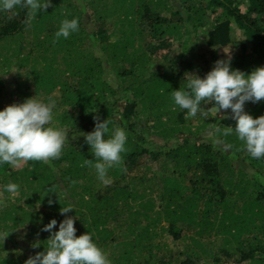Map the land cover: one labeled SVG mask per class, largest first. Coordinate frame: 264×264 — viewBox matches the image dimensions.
<instances>
[{
    "label": "trees",
    "instance_id": "obj_1",
    "mask_svg": "<svg viewBox=\"0 0 264 264\" xmlns=\"http://www.w3.org/2000/svg\"><path fill=\"white\" fill-rule=\"evenodd\" d=\"M65 17L78 31L57 38ZM167 37L177 58L159 51ZM224 47L232 68L264 65V0H51L35 14L21 0L0 11V108L51 96L50 126L67 137L58 158L0 164V230H13L0 239V264L44 251L43 225L55 218L58 230L66 215L111 264H264V157L229 131L230 109L202 101L186 117L171 99L186 72L203 77ZM244 110L264 114V98ZM107 118L127 139L105 185L84 163L94 156L81 134Z\"/></svg>",
    "mask_w": 264,
    "mask_h": 264
},
{
    "label": "clouds",
    "instance_id": "obj_2",
    "mask_svg": "<svg viewBox=\"0 0 264 264\" xmlns=\"http://www.w3.org/2000/svg\"><path fill=\"white\" fill-rule=\"evenodd\" d=\"M50 3L51 0H23V6L34 14L44 11ZM19 4L21 0H0V11L13 10ZM78 28L77 18L65 17L60 21L55 37L68 38ZM262 98L264 65L245 73L232 68L230 58L214 61L213 67L203 77L186 72L183 85L171 90L173 104L186 110V117H195L202 107V101H211L217 111L230 109L236 123L234 128L230 126L229 131H234L238 139L244 142L247 152L257 159L264 157V114L253 117L244 110V103ZM55 105L56 101L51 96L45 100L35 95L0 108V164L13 166L20 160L42 161L61 155L67 137L64 129L50 126ZM200 115L206 116V113L200 112ZM81 135L94 156V159L86 158L84 163L94 167L101 183L110 184L108 171L122 163L126 131L118 126L110 131L107 118L96 119L93 130ZM3 188L12 197L18 191V185L14 182H8ZM71 209V206L60 208V212L67 213ZM74 220V216L66 215L55 231V218L44 224L42 230L50 233L47 246H44V251L29 256L24 264H111L88 231L75 234ZM12 231L0 230V239L4 240Z\"/></svg>",
    "mask_w": 264,
    "mask_h": 264
},
{
    "label": "rangeland",
    "instance_id": "obj_3",
    "mask_svg": "<svg viewBox=\"0 0 264 264\" xmlns=\"http://www.w3.org/2000/svg\"><path fill=\"white\" fill-rule=\"evenodd\" d=\"M85 1H89V0H85ZM107 27H108V29H109V34L111 35V36H115V34H116V32H117V28L114 26V21H108L107 22ZM237 35H240V33L239 32H237L236 33V36ZM168 38V37H167ZM199 41V40H198ZM168 43H169V49L167 48H164V49H159V51H160V53L161 54H169L170 56V58H177V55L179 54V53H181V50H179V43L176 41V40H173L171 37L170 38H168ZM207 52V51H206ZM231 52V49L229 48V47H224V48H222L220 51H219V53H221L222 54V58L221 59H223V58H230L231 57V54L232 53H230ZM232 52H235V49L232 51ZM207 55H208V53H207ZM186 58L188 59L189 58V55H187L186 56ZM159 63H156V62H154V64H153V69H156V68H158L159 67V65H158ZM111 82L113 83L114 81L113 80H111ZM36 94H33V95H31L30 97H33V96H35ZM55 96L56 97H60V93L59 92H56L55 91ZM36 97L37 98H43L42 96H37L36 95ZM56 106V105H55ZM52 123H55L54 121H50V125L52 124ZM168 167H171V164H169L168 165ZM2 204H3V202H2V199L0 198V206H2ZM168 242L171 246H173L174 247V245H173V243L169 240V238H161L160 239V242Z\"/></svg>",
    "mask_w": 264,
    "mask_h": 264
}]
</instances>
